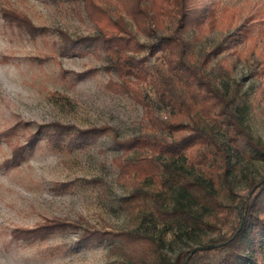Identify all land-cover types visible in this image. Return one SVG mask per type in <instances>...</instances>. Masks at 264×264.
I'll list each match as a JSON object with an SVG mask.
<instances>
[{"label": "rangeland", "instance_id": "374dc122", "mask_svg": "<svg viewBox=\"0 0 264 264\" xmlns=\"http://www.w3.org/2000/svg\"><path fill=\"white\" fill-rule=\"evenodd\" d=\"M96 1L112 19L122 17L131 31L134 40L127 53L146 58L142 75L122 76L108 68L103 46L66 44L65 38L89 39L98 32L82 0H0V264H173L182 251L228 236L237 221L228 206L234 213L250 185L264 177L263 160L228 150V178L235 193L231 201L210 185V170L197 162V147L174 158L148 148L123 153L118 142L140 136L173 141L192 133V127L227 145L216 123L197 110L177 112L162 95L170 77L164 54L151 56L146 48L147 25L168 36L175 32L173 18L158 15L147 24L134 13L133 0ZM191 1L193 21L175 32L186 42L184 58L198 66L203 54L224 47L203 70L231 99L230 109L254 140L264 145V0H214L211 13L199 20L196 15L212 1ZM3 10L22 12L42 30L31 35L10 25ZM173 122L189 127L173 131L167 128ZM57 124L69 127L58 146L43 134L24 160L6 162L39 129L51 133ZM95 128L107 131L83 144L72 140L80 131ZM139 155L154 158L163 170L169 166L200 178L216 192L224 212L218 219L202 215L211 225L204 229L159 219L156 208L198 213L197 207L175 182L165 189L149 173L120 172L119 162L124 165ZM47 223L72 227L43 239L14 235L15 229ZM85 233L101 234L103 241L78 245ZM127 233L140 234L146 242L129 247L119 237ZM245 242L242 252L251 257L254 248L247 238Z\"/></svg>", "mask_w": 264, "mask_h": 264}, {"label": "trees", "instance_id": "16d2710c", "mask_svg": "<svg viewBox=\"0 0 264 264\" xmlns=\"http://www.w3.org/2000/svg\"><path fill=\"white\" fill-rule=\"evenodd\" d=\"M82 4L86 9L87 16L93 26L98 30L96 36L73 41L65 38L66 44L83 45L92 43L97 46H103L109 57L108 68L114 69L119 75L136 74L142 75L146 70V58H136L127 53L130 48V42L134 40V36L128 29L122 17L117 20L112 19L108 13L100 7L96 0H82ZM134 1V13L141 17L145 22H149L155 16H170L175 22V32L186 27L189 20L193 18V4L191 0H152L148 5H142L141 0ZM204 10H200L196 15L197 20L206 14H210L214 0H211ZM3 17L10 25H14L22 31L34 35L42 29L36 27L22 12L13 10H3ZM206 17V16H205ZM150 42L146 45L151 56L158 52H162L165 56V63L170 77L167 88L163 92V97L167 100L171 108L177 112H193L199 111L203 118L216 123L225 132L226 145L219 143L212 137L204 134L197 127L191 128L190 134L182 136L173 141H166L159 138H150L147 136L134 137L125 141L118 142L124 154L131 152L141 153L144 149L167 155L168 157H180L186 150L197 147L198 163H202L210 172L207 178L210 185L214 186V190H218L221 194L229 198L231 201L235 193L230 184L228 173L229 167V151L235 152L246 157H253L264 161V145L255 141L251 134L236 113L230 109L231 99L212 84L208 75L204 72L203 67L210 61L214 55L220 54L224 47L217 46L211 51L203 54L199 65H193L185 58L186 42L180 36L171 34L163 36L158 34L154 29L147 25ZM77 45V46H78ZM182 90V91H181ZM55 130L51 133L42 132L41 129L27 140L26 145H20L13 150L12 157L7 160L9 164H14L25 159V152L33 148V144L43 134L52 140L55 145H59L61 133H65L68 126L54 125ZM189 126L182 122L170 123L167 128L173 131H180ZM105 128L86 129L80 131L78 135H74L73 141L89 142L95 135L106 132ZM68 134V133H66ZM72 144V143H71ZM229 150V151H228ZM216 159L219 163L214 164ZM120 164V172L140 171V173H149L155 178L157 183L168 188L173 182L178 184L180 194L186 195L195 207L197 212L175 209L164 211L156 208L155 212L159 219L167 221L174 219L181 226L204 229L205 226L211 227L204 221L202 215L217 218L224 212V206L219 200L215 191H212L202 183L200 178H190L173 171L167 166V169H161L158 161L154 158L139 155L136 159H127L125 164ZM170 174L167 176V171ZM172 172V173H170ZM167 176V177H166ZM137 197V194L133 195ZM229 213L237 217L235 225H232L231 233L226 236H220L210 239L203 246L211 244H222L216 247H209L203 250L193 249L182 251L173 264H182L185 259L187 262H193L199 259L203 264H264V177L250 185V190L244 198L236 204V211L233 213L231 205ZM242 217L244 218L241 229L237 232L241 225ZM72 227L71 224L47 223L35 229H15L16 238L43 239L50 233ZM237 232V234H235ZM95 234V235H94ZM101 234L85 233L81 235L77 241L78 245H85L91 240L103 241ZM119 237H124L126 244L133 245L136 243L146 242V237L140 234L127 233ZM111 238V237H109ZM246 238L252 244L254 252L248 257L242 252ZM128 245V246H129ZM131 247V246H129Z\"/></svg>", "mask_w": 264, "mask_h": 264}, {"label": "water", "instance_id": "95a60500", "mask_svg": "<svg viewBox=\"0 0 264 264\" xmlns=\"http://www.w3.org/2000/svg\"><path fill=\"white\" fill-rule=\"evenodd\" d=\"M243 221H244V218L242 217V221H241V225L239 226L237 232L241 229L242 227V224H243ZM237 232L235 234H237ZM219 245H222V244H211V245H208V246H197L196 248H194L191 253H193L195 250H203L205 248H209V247H216V246H219ZM187 260L188 258L183 262V264H186L187 263Z\"/></svg>", "mask_w": 264, "mask_h": 264}]
</instances>
